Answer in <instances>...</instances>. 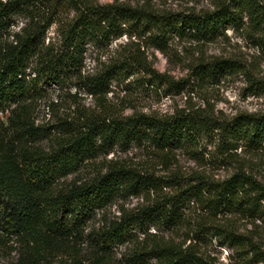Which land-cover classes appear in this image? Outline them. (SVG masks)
<instances>
[{
	"label": "trees",
	"instance_id": "trees-1",
	"mask_svg": "<svg viewBox=\"0 0 264 264\" xmlns=\"http://www.w3.org/2000/svg\"><path fill=\"white\" fill-rule=\"evenodd\" d=\"M229 28L264 46V0H212L199 10L0 0V264H216L213 241L229 248L227 264H264L256 238L264 181L238 152L264 151V112L223 117L186 105L125 114L110 97L132 79L167 92L242 72L234 59H198L175 79L147 53L175 51L176 40L214 42ZM133 147L148 157L117 155ZM177 151L204 168L234 169L223 178L186 173L175 168ZM129 198L139 202L119 203ZM235 219L255 229L244 233Z\"/></svg>",
	"mask_w": 264,
	"mask_h": 264
},
{
	"label": "rangeland",
	"instance_id": "rangeland-1",
	"mask_svg": "<svg viewBox=\"0 0 264 264\" xmlns=\"http://www.w3.org/2000/svg\"><path fill=\"white\" fill-rule=\"evenodd\" d=\"M102 2L107 0H101ZM158 7L172 9L195 8L196 10L211 8L212 0H152ZM53 30V29H52ZM51 30L50 34H53ZM264 34V32H263ZM227 37L220 38L214 42L198 43L193 40H176V50L166 54L155 48H149V59L160 72L171 74L175 79L188 77V66L198 59L210 60L213 58L234 59L243 66L240 73H232L223 76L217 83H199L189 86L182 91L170 89L165 92L166 86L161 89L152 88L147 83L129 82V86L123 84L122 88L115 90V95H110L115 104L121 105L125 114L134 111L154 113L159 115L171 114L176 108L186 105L208 108L223 117H232L242 112H264V46L257 44V36L247 33V30H235L229 28ZM255 36V37H254ZM264 40V38H262ZM128 38L123 37L114 41L113 48L118 44L125 43ZM88 62H91L88 61ZM137 78V77H136ZM208 147V149H210ZM242 156V162L255 173L259 179L264 181V151L260 153H244L238 151ZM176 167L184 172L207 169L217 178H223L231 173L234 166L222 167L211 165L205 167L197 161L188 151H177ZM113 154L109 155L112 157ZM120 158L128 155L134 160L143 161L148 153L142 148L133 147L127 153L119 152ZM158 172L166 174L165 166H158ZM139 202L138 198H129L120 201L127 208H132ZM116 206L111 212H115ZM238 220L240 231L246 233L254 230V223L247 220ZM258 237L264 247V221H256ZM254 228V229H253ZM262 237V238H261ZM123 250V248H122ZM208 253L214 258L216 264H227L229 262L230 250L221 247L213 241L208 246ZM262 264V263H259Z\"/></svg>",
	"mask_w": 264,
	"mask_h": 264
}]
</instances>
